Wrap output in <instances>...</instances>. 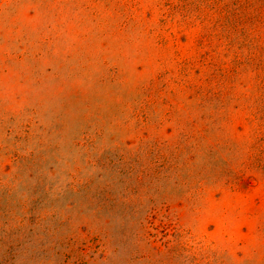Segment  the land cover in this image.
<instances>
[{
	"label": "rangeland",
	"instance_id": "374dc122",
	"mask_svg": "<svg viewBox=\"0 0 264 264\" xmlns=\"http://www.w3.org/2000/svg\"><path fill=\"white\" fill-rule=\"evenodd\" d=\"M0 264H264V0H0Z\"/></svg>",
	"mask_w": 264,
	"mask_h": 264
}]
</instances>
